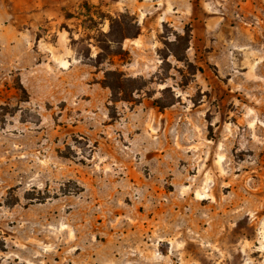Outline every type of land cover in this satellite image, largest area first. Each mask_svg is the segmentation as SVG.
Masks as SVG:
<instances>
[{"label": "rangeland", "instance_id": "obj_1", "mask_svg": "<svg viewBox=\"0 0 264 264\" xmlns=\"http://www.w3.org/2000/svg\"><path fill=\"white\" fill-rule=\"evenodd\" d=\"M85 3L127 60L70 46ZM0 264H264V0H0Z\"/></svg>", "mask_w": 264, "mask_h": 264}, {"label": "trees", "instance_id": "obj_2", "mask_svg": "<svg viewBox=\"0 0 264 264\" xmlns=\"http://www.w3.org/2000/svg\"><path fill=\"white\" fill-rule=\"evenodd\" d=\"M76 18L80 21L78 27L81 36L76 39L73 30L64 26L70 38V46L78 55L88 61L96 69H100L107 62H114L115 59L125 61L129 57V52L124 49V42L140 35L141 28L138 19L129 12H120L115 15L105 13L97 6L88 3L82 7L78 15L67 14L66 19ZM108 23V30L104 31ZM178 41L182 40L187 48L191 39V33L187 31L185 35H178ZM96 51L95 56L94 52ZM176 58H179L176 54ZM137 78L128 77L119 69H105L103 84L112 92L115 102L127 101L135 102L134 95L142 91V85L131 86L137 83ZM159 103V102H157ZM160 109L166 105L158 104Z\"/></svg>", "mask_w": 264, "mask_h": 264}]
</instances>
